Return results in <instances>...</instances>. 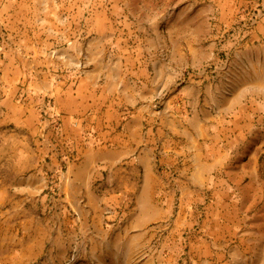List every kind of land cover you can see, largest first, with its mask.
Returning a JSON list of instances; mask_svg holds the SVG:
<instances>
[{"label":"crops","instance_id":"obj_1","mask_svg":"<svg viewBox=\"0 0 264 264\" xmlns=\"http://www.w3.org/2000/svg\"><path fill=\"white\" fill-rule=\"evenodd\" d=\"M135 1L0 0V264H264V0Z\"/></svg>","mask_w":264,"mask_h":264},{"label":"rangeland","instance_id":"obj_2","mask_svg":"<svg viewBox=\"0 0 264 264\" xmlns=\"http://www.w3.org/2000/svg\"><path fill=\"white\" fill-rule=\"evenodd\" d=\"M107 1V0H106ZM135 3H137L135 0H132V9L128 8V13L130 14L133 12L136 7ZM148 8V5H145ZM145 8V11H148V9ZM144 11V12H145ZM257 11L250 12L248 15V25L245 27L247 29L252 28L254 25V22L256 21V14ZM148 17L144 16L143 20L147 21ZM128 20V19H127ZM104 29L106 31V41L104 42V50L105 52H108V55L112 58V52L115 55L125 53L127 50L131 52L133 48L136 46L141 49H148V43H151L152 47H159L160 41L159 40H152L148 41V33H159L161 32L162 26L160 25H152L148 26V24H116V25H105ZM115 31V35H111L113 33V30ZM106 45V46H105ZM121 52V53H120ZM222 55L219 58V63L224 64L226 61L225 55L223 54V51H221ZM109 56H104L105 60L107 58H110ZM224 76V74H221ZM48 112H51L48 110V107H44V113L49 114ZM42 113V110H41ZM52 113V112H51ZM262 127L264 128V122H262ZM261 127V128H262ZM260 128V127H259ZM253 142L258 145H261L260 150L262 151L259 154V160L264 161V136H258L253 138ZM69 253V252H68ZM68 256V254H67ZM66 256V257H67Z\"/></svg>","mask_w":264,"mask_h":264},{"label":"built area","instance_id":"obj_3","mask_svg":"<svg viewBox=\"0 0 264 264\" xmlns=\"http://www.w3.org/2000/svg\"><path fill=\"white\" fill-rule=\"evenodd\" d=\"M42 118L44 119L43 121L48 120L47 113H44V107L42 108ZM57 117H59L58 114H53V118L55 119V122L57 123ZM55 128H58V125H55ZM65 172V168L62 169V173ZM57 189V188H56ZM56 189L53 190V195L55 194L56 196ZM78 260V248L75 244H72L68 253V256L66 257L65 261L63 264H76Z\"/></svg>","mask_w":264,"mask_h":264}]
</instances>
